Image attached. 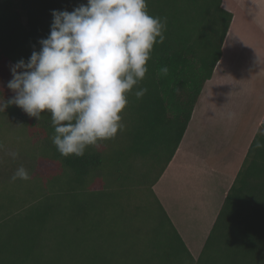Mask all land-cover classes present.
Here are the masks:
<instances>
[{
	"label": "trees",
	"instance_id": "16d2710c",
	"mask_svg": "<svg viewBox=\"0 0 264 264\" xmlns=\"http://www.w3.org/2000/svg\"><path fill=\"white\" fill-rule=\"evenodd\" d=\"M221 1L147 0L150 15L167 18L165 40L154 44L148 72L128 94L118 145L114 138L102 140L81 157H64L52 143L50 114L42 112L37 121L16 105L0 111L1 124L5 119L29 137L30 159L37 152L39 160L64 171L62 178L47 175L63 185L53 194L46 185L38 193L21 192L20 199L2 194L9 200L0 203V264H264V147H257L264 145L258 132L264 122L196 258L153 190L222 55L232 13ZM80 4L87 0H0V97L14 95L7 88L10 67L39 51L52 10L72 11ZM165 66L168 73L161 75ZM139 88L147 92L137 99ZM34 176L41 180L44 174ZM97 181L103 183L92 187ZM110 210V226L103 229Z\"/></svg>",
	"mask_w": 264,
	"mask_h": 264
},
{
	"label": "clouds",
	"instance_id": "9594fccd",
	"mask_svg": "<svg viewBox=\"0 0 264 264\" xmlns=\"http://www.w3.org/2000/svg\"><path fill=\"white\" fill-rule=\"evenodd\" d=\"M51 15L39 51L10 67L7 88L14 95L3 98L0 111L16 105L37 121L47 112L58 152L81 157L88 146L124 130L121 112L148 72L154 44L165 40L167 18L150 15L147 0H87ZM167 73L166 66L160 69L161 75ZM146 92L139 88L134 95L140 99ZM7 155L16 159L19 154ZM12 179L29 180L30 174L21 166Z\"/></svg>",
	"mask_w": 264,
	"mask_h": 264
},
{
	"label": "crops",
	"instance_id": "0c3cea01",
	"mask_svg": "<svg viewBox=\"0 0 264 264\" xmlns=\"http://www.w3.org/2000/svg\"><path fill=\"white\" fill-rule=\"evenodd\" d=\"M222 55L153 190L187 248H202L264 122V0H222Z\"/></svg>",
	"mask_w": 264,
	"mask_h": 264
},
{
	"label": "rangeland",
	"instance_id": "374dc122",
	"mask_svg": "<svg viewBox=\"0 0 264 264\" xmlns=\"http://www.w3.org/2000/svg\"><path fill=\"white\" fill-rule=\"evenodd\" d=\"M21 21L23 23L26 22V17L24 13H21ZM0 102H3L2 97H0ZM124 113L125 111L122 112V114ZM16 129H18V127L9 126L8 122L5 119L2 120V124L0 122V143L4 145V149L0 150V203H2V200H9L7 198H3L2 194L3 195L15 194L18 196L17 198L20 199L22 197L21 195L23 194L21 192L31 189L32 191L38 193L44 189L45 185L47 186V188H45L47 192H49L48 191L49 189H51L50 192L52 194L56 191H60L59 190L61 189L60 187L63 186L61 180L60 179L49 180V178H47V175H52V176L57 175L60 176V178H62L64 176L63 175L64 171L61 170L63 169H61V167L54 162H52L51 165V164H47L46 160L44 161L42 159L39 160L38 158L39 155H37V152L34 155L35 159L34 158L30 159L27 154L28 151L30 152L28 148L29 144L31 143L29 141V137L24 135L23 133L19 134V131L18 130L16 131ZM122 139H123L122 131H118V133L114 137V145H118L122 143ZM12 151L18 152L19 155L17 156L16 159H12L9 155H7L8 152H12ZM30 153H34V152H30ZM21 166H23L25 169L28 170L30 174L29 180L12 179L16 170ZM35 171L36 172L40 171L41 173L44 174V177L41 179L43 181V185L42 183H40L41 180L36 176H34ZM4 181H6L5 185H3ZM101 182L103 183V181H97V183H94L92 187L94 188L98 187ZM110 214H111V210L108 216H106V218H104L103 220V223H105V225L107 224L105 227L102 224L103 229H105L106 227L108 228V226H110L109 221L107 219L111 216ZM129 223L131 224V226H133L135 221L131 218L129 220ZM58 226L59 227L63 226V222L61 221V223H59ZM60 237H61V230H59L55 238H60ZM189 250L192 253V255L196 258L199 255L201 248H189ZM53 259L56 260L57 258L53 256ZM68 262L70 263V260H68Z\"/></svg>",
	"mask_w": 264,
	"mask_h": 264
}]
</instances>
